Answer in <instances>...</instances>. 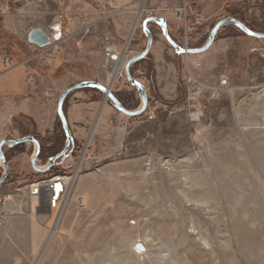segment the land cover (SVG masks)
Wrapping results in <instances>:
<instances>
[{
    "label": "rangeland",
    "instance_id": "obj_1",
    "mask_svg": "<svg viewBox=\"0 0 264 264\" xmlns=\"http://www.w3.org/2000/svg\"><path fill=\"white\" fill-rule=\"evenodd\" d=\"M113 1L0 0V55L22 61L35 98L47 102L49 93L56 107L65 87L110 83L107 44L122 49L130 42L131 57L144 49L139 23L147 13L170 16V36L189 48L202 46L214 24L232 13L264 32V0H186L189 21L202 20L192 31L174 17L185 0H146L139 18L116 12L89 33L78 32L100 10L123 5ZM226 26L208 50L186 56L150 25L153 45L133 74L148 94L145 112L128 117L107 99L98 119L104 93L73 91L64 111L75 102L92 105L91 133L73 141L71 154L47 174L30 166L32 147H4L9 173L0 188V264H264V40ZM35 27L61 35L48 59L27 41ZM223 76L228 84L220 90ZM111 91L128 109L141 103L126 78ZM27 123L14 118L11 125L25 130ZM60 129L57 119L44 138L58 152L66 144ZM54 175L73 182L61 210L49 211L42 225L27 190Z\"/></svg>",
    "mask_w": 264,
    "mask_h": 264
},
{
    "label": "water",
    "instance_id": "obj_2",
    "mask_svg": "<svg viewBox=\"0 0 264 264\" xmlns=\"http://www.w3.org/2000/svg\"><path fill=\"white\" fill-rule=\"evenodd\" d=\"M150 23H156L159 28L161 29L162 35L166 39V41L172 46V48L181 55H196L205 52L210 48V46L213 44V42L216 39V35L218 31L226 26V25H234L239 30H241L244 34L247 36L256 38V39H262L264 40V32H257L249 28L246 24H244L241 20L238 18L228 16L224 17L220 20H218L214 26L211 28L208 38L205 41V43L200 47H183L180 44H178L169 34L168 31V25L167 20L163 16H152L148 18H144L141 21V27L142 31L146 36V46L142 51H140L138 54L132 56L125 66V76L126 80L137 90L139 97L141 99V103L136 109H127L123 106V104L118 100V98L115 96V94L108 89L106 86L101 84L97 81L92 80H86L82 81L76 84H72L71 86L67 87L63 90L61 95L59 96L57 106H56V112L58 115V118L61 122L62 129L66 136V144L65 147L58 152L57 154L50 156L46 162L45 165L39 166L37 164V161L39 160V155L41 152V144L37 138H35L32 135H26L19 138H2L0 140V163L3 167V172L0 177V188L5 182L8 173H9V165L5 156L4 147L7 145H17L22 143H33L34 144V151L30 157V164L32 169L37 173H47L49 172L53 167L59 164V160H63L65 157L69 156L71 152L74 150V144H73V134L69 128L67 116L64 111V102L66 97L69 93L77 90L82 89L86 87H95L102 91L105 95V100L110 99L114 107L121 113L134 117L142 114L145 112L148 106V94L146 89L143 87L141 82L137 80L135 77L131 75L130 68L132 64L135 62L144 59L150 52L151 47L153 45V34L149 28ZM27 41L29 44L35 45L37 47H44L50 44V37L40 27L31 28L30 31L27 34Z\"/></svg>",
    "mask_w": 264,
    "mask_h": 264
},
{
    "label": "crops",
    "instance_id": "obj_3",
    "mask_svg": "<svg viewBox=\"0 0 264 264\" xmlns=\"http://www.w3.org/2000/svg\"><path fill=\"white\" fill-rule=\"evenodd\" d=\"M165 19L168 23L172 18L170 16H165ZM150 25L152 24L150 23ZM29 80L27 69L22 61L15 62L13 59L0 55V140L2 138L20 137L24 129L11 125L14 118L25 119L28 122L27 125H25L24 136L32 135L38 140H42L46 135L53 134L55 131L56 121L59 118L55 105L53 106L52 102H50L54 98H51V94L49 93L45 98L47 102L35 98ZM71 93H69L68 96ZM74 97L77 98L79 95L76 94ZM91 106L88 103L75 102L68 107L66 116L69 128L73 134V141L80 143L87 136L88 140V134L91 132L88 133L87 128L92 123H90V111L87 112V109L91 110ZM7 134L13 135L10 137ZM25 144L27 148L30 149L32 147L31 149L34 151L33 143L27 142ZM14 147L15 145L6 146L7 149H13ZM45 223L46 221L44 224ZM33 227L31 225L27 227V233L30 237L33 233ZM55 232L56 228L53 227V230L50 231V236Z\"/></svg>",
    "mask_w": 264,
    "mask_h": 264
},
{
    "label": "built area",
    "instance_id": "obj_4",
    "mask_svg": "<svg viewBox=\"0 0 264 264\" xmlns=\"http://www.w3.org/2000/svg\"><path fill=\"white\" fill-rule=\"evenodd\" d=\"M103 5L110 6L112 3L117 4V2L114 3L113 0H99ZM137 0H121L118 3H122L123 5H119L115 8L108 10L107 8H104L100 10V16L98 18H94L91 22H89L86 27L84 26L82 29H80L78 32L85 31L86 33H89L91 29L96 26V24L106 21L116 12H125V13H136L138 18L139 16L145 11L144 10V4L146 0H141L140 5L138 7H126L129 6V4L134 3ZM184 3L179 6L176 9V12L174 14V17L176 21L180 23V27L184 29L185 31H192L195 29V27L198 24H201V19L197 20L195 23H192L188 19V10H187V2L186 0L183 1ZM125 6V7H122ZM105 7V6H104ZM81 16V15H80ZM156 16L152 13L145 14L141 19L139 26L141 27V21L144 18ZM155 24L156 23H151ZM50 37V44L44 47H37L38 50V56L42 58H47L48 55L51 54V52H55L58 47L59 43L61 42L62 38L61 35H51ZM130 42H127L122 49H118L116 45L113 44H107L104 48V67L106 69V72L116 70L115 80L111 83V86L109 87L108 82L105 84L106 87H109L108 89H112L113 84L122 78H126L125 76V66L128 60L131 58V56H127L128 54V48H129ZM186 47V46H185ZM136 55V54H135ZM134 56V55H133ZM48 59V58H47ZM28 59L27 61H30ZM24 61V62H27ZM228 84L227 77L223 76L219 80V86L217 89H224ZM37 163H40V160L37 161ZM70 176H63V175H54L50 178H43L35 181L34 183H31L28 187L27 194L30 198L34 197L37 200H42L45 198V204L46 207L49 208V211H59L65 201L66 194L69 192V189L71 187L70 183ZM36 207H39L37 204Z\"/></svg>",
    "mask_w": 264,
    "mask_h": 264
},
{
    "label": "trees",
    "instance_id": "obj_5",
    "mask_svg": "<svg viewBox=\"0 0 264 264\" xmlns=\"http://www.w3.org/2000/svg\"><path fill=\"white\" fill-rule=\"evenodd\" d=\"M232 16L233 17H235V18H238L239 20H241L244 24H246L249 28H251L252 30H254V31H257L256 29H254L253 27H251L250 25H248L244 20H242V18L237 14V13H232ZM226 27H228L227 29L228 30H231V29H235V28H233V26H226ZM258 32V31H257ZM136 63L137 62H135L134 64H132V66H131V68H130V72H131V75L134 77V66L136 65ZM128 82V81H127ZM128 84H130L129 82H128ZM131 85V84H130ZM132 86V85H131ZM121 94H118V93H115V96L118 98V100L123 104V106L125 107V108H127L128 109V107H127V105H126V103L123 101V99L121 98V96H120ZM61 123V122H60ZM61 133H62V135L64 136L65 135V133H64V131H63V129H62V126H61ZM56 132L58 133L59 131H58V129L56 130ZM48 140V139H47ZM49 141V140H48ZM47 141V142H48ZM39 142H40V144H41V152H40V157H42V158H44V156H45V158H46V160H48V158L50 157V156H53V155H55L58 151H57V149H56V147L54 146V143H50V144H47L46 143V140L44 139H42V140H40L39 139ZM23 145V143L22 144H17V145H15V146H22ZM56 167V166H55ZM55 167H53V168H55ZM52 168V169H53ZM51 169V170H52ZM40 175H44V174H47V173H44V174H42V173H39Z\"/></svg>",
    "mask_w": 264,
    "mask_h": 264
},
{
    "label": "bare ground",
    "instance_id": "obj_6",
    "mask_svg": "<svg viewBox=\"0 0 264 264\" xmlns=\"http://www.w3.org/2000/svg\"><path fill=\"white\" fill-rule=\"evenodd\" d=\"M187 56V55H186ZM115 75H116V70H113V71H108V73H107V76H108V79H109V81H110V83L108 82V80H107V82H108V85H109V87L111 86V83L113 82V80H115ZM105 86V85H104ZM109 87H107V88H109ZM105 96V95H104ZM104 106H105V99H104V102H103V104H102V106H101V109H100V112H99V114H98V119H99V117H100V114H101V110L104 108ZM97 119V120H98ZM83 156V155H82ZM39 166H41V164H39V163H37ZM72 182H73V178L71 177L70 178V183L72 184ZM68 196V193L66 194V197ZM66 197H65V201H66ZM31 199H34L35 200V203H36V205L38 204L39 205V207H36V210H37V215H38V217L41 219V223L42 224H44V222L45 221H47L49 218H50V216H51V214L49 213V208H47L46 207V204H45V198H43L42 200L40 199V200H37L36 198H34V197H32ZM65 201H63L64 203H65ZM64 205V204H63ZM63 207V206H62ZM45 210H47V211H45ZM61 210V209H60ZM42 211H43V213H42ZM50 214V215H49ZM50 229H51V227H50ZM51 231V230H50Z\"/></svg>",
    "mask_w": 264,
    "mask_h": 264
}]
</instances>
